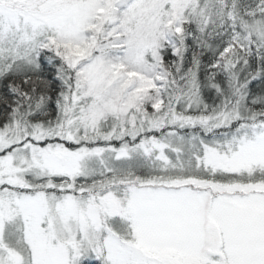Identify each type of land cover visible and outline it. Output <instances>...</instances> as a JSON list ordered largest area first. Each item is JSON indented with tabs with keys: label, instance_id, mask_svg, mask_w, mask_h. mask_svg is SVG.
Masks as SVG:
<instances>
[{
	"label": "rangeland",
	"instance_id": "374dc122",
	"mask_svg": "<svg viewBox=\"0 0 264 264\" xmlns=\"http://www.w3.org/2000/svg\"><path fill=\"white\" fill-rule=\"evenodd\" d=\"M195 2L199 21L220 19L226 4L0 0L1 37L25 28L49 31L50 50L76 71L64 128L13 124L0 132V264L101 258L104 264H264V184L238 189L185 179L167 190L124 187L95 195L74 187L78 178L104 175L113 160L132 154H153L152 161L168 164L165 138H140L143 114L159 106L166 78L161 51L174 47L183 12ZM259 27L264 37V20ZM16 53L0 49V64L19 58L16 66L25 72L32 63ZM129 135L139 138L136 146L124 142ZM64 142L80 146L70 150ZM201 148L197 167L227 174L264 170V123Z\"/></svg>",
	"mask_w": 264,
	"mask_h": 264
},
{
	"label": "trees",
	"instance_id": "16d2710c",
	"mask_svg": "<svg viewBox=\"0 0 264 264\" xmlns=\"http://www.w3.org/2000/svg\"><path fill=\"white\" fill-rule=\"evenodd\" d=\"M197 4L191 3L183 12L174 47L161 51L166 78L159 106L154 111L147 108L143 114L140 138H165L168 164L152 161L153 154L149 159L132 154L129 159L113 160L104 175L78 178L76 190L93 195L107 190L119 193L118 189L124 187L167 190L173 182L185 179L238 189L264 184V170L227 174L197 167L195 162L201 155V146L223 145L239 128L264 123V37L259 32L264 0H226L218 11L220 19L211 21L195 19ZM21 32L11 30L2 37L0 34L1 50L15 51L21 60L32 63L25 66V72L16 66L19 58L0 64V132L13 124L23 129L61 128L68 117L67 99L76 91V71L48 47L51 32H31L27 28ZM21 34L24 37L19 41ZM110 123L108 118L101 125L104 132H108ZM125 138L129 147L139 141L130 135ZM64 145L70 150L80 146L70 142ZM115 223L116 220L113 229L117 234ZM82 264L104 261L85 260Z\"/></svg>",
	"mask_w": 264,
	"mask_h": 264
},
{
	"label": "bare ground",
	"instance_id": "6f19581e",
	"mask_svg": "<svg viewBox=\"0 0 264 264\" xmlns=\"http://www.w3.org/2000/svg\"><path fill=\"white\" fill-rule=\"evenodd\" d=\"M20 36H22V37H24V35H20ZM20 38V37H19ZM18 38V39H19ZM23 39V38H22ZM250 126H254V125H246L245 127H243V128H249Z\"/></svg>",
	"mask_w": 264,
	"mask_h": 264
}]
</instances>
